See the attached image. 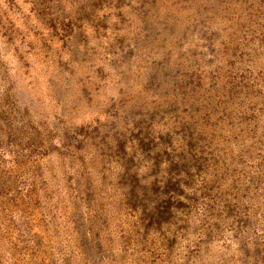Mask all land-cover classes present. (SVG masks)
<instances>
[{
    "label": "rangeland",
    "instance_id": "1",
    "mask_svg": "<svg viewBox=\"0 0 264 264\" xmlns=\"http://www.w3.org/2000/svg\"><path fill=\"white\" fill-rule=\"evenodd\" d=\"M0 264H264V0H0Z\"/></svg>",
    "mask_w": 264,
    "mask_h": 264
}]
</instances>
